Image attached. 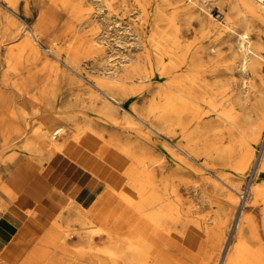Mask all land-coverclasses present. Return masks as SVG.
<instances>
[{
    "label": "rangeland",
    "instance_id": "rangeland-1",
    "mask_svg": "<svg viewBox=\"0 0 264 264\" xmlns=\"http://www.w3.org/2000/svg\"><path fill=\"white\" fill-rule=\"evenodd\" d=\"M191 6L197 10L194 18L183 10ZM225 9V0H41L38 3L36 9L31 12V17L27 18V23L43 33L44 40L40 47L37 46L36 50L24 48L20 54L24 64L18 66L17 72H10L5 82L4 66L0 64V181L6 176L4 185L10 193L6 207L0 204L4 208L0 209V215L17 217L22 222L39 218L44 225L35 233V238L27 243L28 248L22 253L20 262L8 263L0 257V264H24L35 254L47 255L51 249L47 238L51 237L55 242L64 240L67 248L71 250L68 253V264H126L122 252L119 249L113 250L112 243L107 238L108 230L104 220L89 222L86 215L75 213L70 202L58 211L53 210L51 214L48 212L44 215L38 209L39 204H32L22 197V192L32 181L45 183L49 173L48 168L45 169L49 162L44 158L45 154L23 149V136L30 134L43 119L56 115L58 121L55 126L64 129V138H59V142L63 143L71 136L69 126L81 120L82 112L90 117L93 114L94 117H101L100 101L96 100L95 104H92L94 90L85 80L94 81L102 74H113L116 68L125 62V57L141 54L144 44L149 58L147 72L154 84L145 94L122 96L124 106L127 110L152 120V112L149 111L155 104L153 96L158 82L164 81V78L165 81L174 77L192 78L200 86L199 93L203 96L199 102H195L196 108H189V115L181 118H186L182 127L172 123L170 128L175 137L184 133L195 143L200 163L179 152L175 155L163 151L161 143L164 141L157 136L155 137L158 140H153L149 148V145L144 144L141 135L130 134L126 128H119L117 118L118 121L108 117L104 138L110 139L111 142L118 139L136 153L141 149L153 153L157 177L163 184L164 191L161 194L159 214L154 226L149 230V233L154 232L156 261L148 264H203L205 258H208V264H215L211 260L215 258L210 257H213V250H219V259L230 242L233 216L239 208L238 192L248 186L252 172L250 164L245 177L238 176L235 159L243 153L244 147L235 140L238 139L240 130H243L245 138L251 141L250 146L253 147L254 157L257 159L261 145L255 143L254 139L264 134V19L228 13L223 17V24H220L210 16H216V10L223 12ZM17 20L22 23V19ZM224 24L238 32H247L251 48L262 55L259 63L249 67L245 74L240 70V39ZM133 25L141 33L143 43L137 39ZM130 31L134 33L131 32L133 38ZM87 38L93 39L96 45L89 55L81 57L77 66L85 80L74 74L69 75L68 71L69 74L57 71L55 65L62 69L65 67L50 55L49 46H55L59 52L56 54L61 56L69 46L73 47L81 39ZM37 51L47 55V60L52 63L41 67L37 63ZM141 71L143 69L139 72ZM38 72L42 76L45 75L44 80L41 81L36 76ZM223 78L227 82L229 79L228 85ZM243 80L247 85H244ZM26 85L30 95L42 87V98L35 106L26 100L20 119L14 111V106L21 102L18 91H23ZM77 90L79 91L76 92ZM224 112L233 117L238 127H232L229 131L224 129L225 122L221 117ZM122 113L128 116L123 110ZM144 131L149 132L142 126L139 133ZM88 137L93 139L97 146L103 142V138L94 132ZM69 142L78 141L69 140L67 143ZM111 149L119 150L133 160L122 169L112 167L116 179L110 185L114 186L120 180L121 189L118 192L123 194L129 187L126 182L135 183L130 178L137 177L144 170L143 164L137 157L127 154L120 145H112L108 151ZM228 149L232 152L230 160L227 159ZM61 154L67 157L63 149ZM91 161L93 168L99 167L98 161L93 158ZM201 165L208 167L209 172ZM216 176L221 180L227 179L239 184L237 194L229 192ZM101 182L100 188L103 190L106 184ZM258 182L264 187V172L259 176ZM228 192L231 197L227 195ZM246 201L244 206L246 205L252 221L245 222L242 226V242L240 241L239 252L235 255L233 264H264V199L256 202L248 199ZM107 211L108 208L101 210L102 213ZM121 211L124 217L127 208L122 206ZM109 225L113 226L112 223ZM232 242H238V238H233ZM0 256H3V252H0Z\"/></svg>",
    "mask_w": 264,
    "mask_h": 264
},
{
    "label": "bare ground",
    "instance_id": "bare-ground-1",
    "mask_svg": "<svg viewBox=\"0 0 264 264\" xmlns=\"http://www.w3.org/2000/svg\"><path fill=\"white\" fill-rule=\"evenodd\" d=\"M40 1L41 0H0V18H1V21H0V64L4 66V71H3L4 77H5L4 82L6 81V78H8L7 76L10 72L11 73L17 72L18 66L24 64V62L22 63L21 61L22 58L20 57L21 51H23L24 48L26 47L30 48V50L31 49L36 50V47L41 45V42L44 40L43 33L40 30H38L36 27L30 26L27 23V18L31 17V12H33L36 9ZM113 8L115 9V7ZM225 8L226 9L223 12L216 10L215 11L217 13L216 16L210 15L212 19L217 21L220 24H223V17L225 15H228V13H234V14L240 13L248 17L250 16V17H258V18L264 19V2H259L258 0H225ZM183 10H185L186 13H188L191 18H194V14L197 11L194 8V6H191L189 8H184ZM133 11L135 12V10ZM17 18L22 19V23L18 21ZM134 25H133V29L135 31V35L137 36V39L139 40V42L143 43L141 33L139 32L138 28L135 27ZM126 26L128 25L126 24ZM226 28L230 30L232 33L236 34L238 38L240 39L239 41L240 45L238 44L240 46L239 51H240V57H241L240 70H242L245 74L246 70H248L249 67L254 66L255 64L259 63V58H261L262 55H260L259 52L257 53L256 50L251 48L252 46H251V42L249 40V36L247 32L245 31L238 32L232 27L227 26V25H226ZM127 30H128V27H127ZM131 32L133 33V31L129 32L130 36L133 38V36L131 35ZM129 33H126V34H129ZM183 34H184V30H183ZM238 38L237 40H239ZM234 39H236V37H234ZM136 44L138 45V43ZM95 45L96 43L93 39H89V38L81 39L77 45L73 47L69 46L61 56H58L56 54V52L58 51L55 49V46H49L50 55L56 58L65 67V69H62L60 66L55 65V64H52V65H55L56 70L60 71L61 74L67 73L68 71L70 72V74L69 73L67 74L69 75L74 74V75L79 76L81 79L85 80L83 75L78 71L77 66L79 64V60H81V57L89 55L91 53L92 48L95 47ZM211 51H213V49ZM37 55H38L37 63H39L41 67L49 65V63L50 64L52 63L47 60V55L42 54L41 51H37ZM42 57L43 59H41ZM205 58H207V55L205 56ZM46 60L48 61V63L46 62ZM148 63H149V58L147 55L146 45L144 44L143 51H141V54L137 53L135 57H131L130 55L125 57V62L122 65H120L118 68H116L113 74H102L100 78L94 81L86 79L85 81L94 90L92 93L93 99L91 100V102L94 105L96 100L100 101V108H101L100 112H102V116L94 117V114H93L92 117H90V115L86 114L85 112H82L83 114L81 116V120L79 122L73 123L72 125L70 124L71 126H69L70 127L69 129L71 131V136L68 137L65 142L63 143L59 142V138L63 137L65 133H64L63 127L55 126V123L58 121V116L56 115H51L43 119L39 123V125L30 132V134L28 135L24 134L23 136L24 137V147H25L23 149H26L28 151H36L37 153H40V154H45L44 158L48 161H52L55 157L64 156L61 154V151L69 140L79 141L82 137L88 136L91 132H94L103 138V142L99 145V149H97L95 152V155L98 158L100 159L103 158V156L106 154L108 149L112 147V145L116 144V145H120V147L127 154L133 155L142 161L144 170L141 173H139L138 176L135 178L128 177L130 179H133L135 183L130 184V181H129V184H128V182H126L127 186H129L126 193L122 194L118 192L121 189V183H119L120 180L117 181L114 186H111L110 184L113 181V179L104 181L102 178L97 177L99 180L105 182L106 187L102 190V192L99 194V196L96 198V200L92 203V205L89 208H83L80 205L74 203L73 201H70L71 206L74 209L75 213L78 215L79 214L86 215L89 218V222H91L92 220H95L97 222L100 220H104V222L106 223L105 228H107L108 230L107 238L112 243V246H113L112 248L114 251H117L119 249V251L122 252V254L124 255V262L126 264H148L149 262L156 261L157 254H156V250L154 249L155 247L153 244L154 232L151 231L149 233V230L154 226L155 221H156V216L159 214V208H160L159 206H160L161 198H162L161 194H162V191H164V187L161 181L158 180L157 172H156L157 170L155 169L156 168L155 159L153 158L152 152L146 149H141L138 153H136L134 150L131 149L129 145L121 143V141L118 139L111 142L110 139L104 138V132H106L108 128V124H107L109 122L108 119L109 118H113L114 120L119 119V121L117 120L118 121L117 124H119V128H126V130L130 134L134 133V135H141L144 139V142H145L144 144L146 146L149 145L150 146L149 148H151L150 143L153 140H158L155 137L157 136L164 141V143H161L163 151L167 152L168 154L170 153V154H175V155H176V152H179L180 154H183L184 156L200 163L199 158H198V153H197L198 148L195 145V143L189 140L188 136H186L184 133L180 135L179 137H175L173 133H171L172 130L170 128L172 123H176L182 127L183 126L182 124H185L184 119L186 118H184L183 120L181 118H183V116L186 117V115L188 116L189 108H196L195 102H199V100L202 98L203 95L199 93L200 86H198L196 81L188 77H186V79L180 78V77H174L166 81L164 78V81L162 82L160 81V83L157 81L158 85L154 89L155 94L153 96V99L155 100V104H154V107L149 111V112H152L151 114L153 116L152 120H148L144 116L135 114L133 113V111L127 110V108L124 106V103L122 101V96L141 95V94L147 93L149 91V88L152 89V84L154 83H152V80L150 79L151 75L149 74V72H147ZM140 69H143L144 72L143 71H141L142 73L139 72ZM37 74H39V76ZM230 75L232 76V73H230ZM36 76L41 81L45 79V75L42 76L40 72L36 73ZM228 82H229V79H228ZM228 82H227V85H228ZM243 83L244 85H247L246 81H244ZM223 85L225 84L223 83ZM42 91H43V88L41 87V88L36 89L30 95V90L27 85L23 89V91L21 90L18 91L19 96L21 97V100H20L21 102L18 105L14 106V111L18 115L19 118L21 117V114L25 110V101L28 100L32 105L35 106V104L42 98ZM78 91L79 90H77L76 92ZM122 110L125 113H127L128 116H131V117H128L124 113H122ZM147 113L148 112H146V114ZM221 117H223V121L225 122L223 123L224 129H227L229 131L230 129H232V127H238L233 121L232 116H228L225 113ZM142 126L148 129L150 133L147 131H144V132H141L140 134L139 132L142 130ZM249 130H252V129L249 128ZM230 135H231V132H230ZM249 136H251V134ZM235 141L240 142L242 146L244 147L243 153L237 159H235V164H236L235 169L237 171L238 176L240 178L245 177L250 164L252 168L251 175L248 173L250 175V178H249L250 180H248L249 184H248L247 199L249 201H255V202L260 201L264 199V187L263 185L261 186L260 183L258 182L259 176L263 174L264 172V134H262L260 137L257 136L254 139L255 143H257L258 145H261V150L259 152V156L257 157V159H255L254 157V152H253L254 150H252L253 147L250 146L251 141L248 138H245V132L243 130H240L239 137ZM228 151H229V155L227 159L230 160L232 156V152L230 153V149H228ZM40 158H43V157H40ZM201 166L206 171L209 172L208 167H206L205 165H201ZM92 175L95 176L94 174ZM216 177L219 179L218 176ZM219 180L222 181V183L229 190V192H234L237 194V187L239 184L235 183L234 181H229L227 179L225 180L219 179ZM229 192L227 193V195L231 197V194ZM238 195H239V192H238ZM238 204H239V201L237 202V205ZM122 206H125L127 208V212L126 213L124 212V217L122 216V211H121ZM107 208L109 209V211L103 212V213L101 212L102 209H107ZM0 209L3 210L4 208L0 205ZM38 209L42 211L44 215L48 212H50L51 214V212L53 211V207H52V202L50 201V197H48L45 201L39 204ZM251 221H252V217L249 216L246 210V205L245 206L243 205L242 207H240V209L237 212H235L233 216V222H232L233 230H232V233L230 234V242L228 243L224 253L218 259L217 256L219 254V250L217 251L213 250L214 251L212 253L213 257H210V259L215 258V259H211L214 261L215 264L235 263L234 258H235V255H237V253L239 252V248H240L239 245H241L240 241L242 242V236H241L242 226L244 225L245 222H251ZM110 223H112L113 226L109 227ZM233 238H236V239L238 238V242L233 243L232 242ZM54 240H52V237L47 238V242L51 246V249L47 255L44 254L45 255L44 256V255L35 254L32 256V258H29L28 261H26V263L24 264H30V263H33V264H68L69 263L68 253L71 250L67 248V245L65 244L64 240L62 241L56 240V242ZM0 257L4 259L3 256H0ZM208 262H209L208 258L207 259L205 258V260L203 261V264H208ZM180 264H184V263H180Z\"/></svg>",
    "mask_w": 264,
    "mask_h": 264
},
{
    "label": "crops",
    "instance_id": "crops-1",
    "mask_svg": "<svg viewBox=\"0 0 264 264\" xmlns=\"http://www.w3.org/2000/svg\"><path fill=\"white\" fill-rule=\"evenodd\" d=\"M97 149L99 146L88 136H84L78 142L67 143L63 152L74 162L64 156L49 161L45 166V169L49 170L45 183L32 181L22 192V197L32 204H41L50 197L54 211H58L70 201L83 208H89L102 192L100 188L102 182L97 177L104 181L115 180L112 167L122 169L129 162H133L116 149L109 150L100 159L95 155ZM91 158L99 162V167L93 168ZM5 177L0 181V204L4 207L10 194L4 185ZM38 219H34L35 222L32 219L21 222L17 217L0 215V252H3L5 262L21 261L22 253L28 248L27 243L35 238V233L44 225L43 221Z\"/></svg>",
    "mask_w": 264,
    "mask_h": 264
},
{
    "label": "built area",
    "instance_id": "built-area-1",
    "mask_svg": "<svg viewBox=\"0 0 264 264\" xmlns=\"http://www.w3.org/2000/svg\"><path fill=\"white\" fill-rule=\"evenodd\" d=\"M259 2H264V0H258ZM247 194H248V186H245L239 193V204H238V210L240 209V207H242L246 200H247Z\"/></svg>",
    "mask_w": 264,
    "mask_h": 264
}]
</instances>
